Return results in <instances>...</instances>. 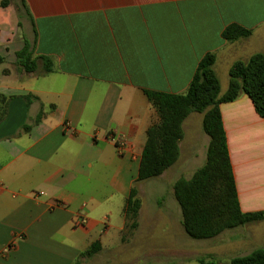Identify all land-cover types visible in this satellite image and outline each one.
I'll use <instances>...</instances> for the list:
<instances>
[{
  "label": "crops",
  "instance_id": "obj_1",
  "mask_svg": "<svg viewBox=\"0 0 264 264\" xmlns=\"http://www.w3.org/2000/svg\"><path fill=\"white\" fill-rule=\"evenodd\" d=\"M24 1V38L52 69L39 58L24 71L15 55L24 38L0 29V264H113L146 131L158 121L144 90L184 93L206 53L215 65L240 41L264 39V0ZM231 23L251 34L226 41ZM219 109L240 210L263 214L210 238L231 249L223 257L198 255L230 264L264 246V119L246 94ZM196 113L182 123L178 159L157 177L171 188L205 161L209 136ZM78 215L83 226L73 225ZM95 242L99 251L80 258Z\"/></svg>",
  "mask_w": 264,
  "mask_h": 264
},
{
  "label": "trees",
  "instance_id": "obj_2",
  "mask_svg": "<svg viewBox=\"0 0 264 264\" xmlns=\"http://www.w3.org/2000/svg\"><path fill=\"white\" fill-rule=\"evenodd\" d=\"M12 0H0L5 7ZM18 7L28 13L24 0ZM34 41L36 32L34 31ZM251 34L236 23L228 24L221 36L228 42ZM32 42L23 39L16 55V62L26 72L37 68L42 60L43 70L49 72L52 62L45 56L32 57ZM215 54L206 53L198 62L194 75L184 93H166L144 90V94L158 115V121L148 127L141 152L137 176L130 188L123 214L129 229L136 227L140 208L135 184L158 177L179 157V141L183 137L182 123L191 112L202 114L201 127L209 136L205 161L189 178L179 177L172 186L173 195L181 211V224L186 235L193 239H210L227 229H232L263 217L261 212H242L239 207L233 169L229 158L226 136L219 105L246 94L255 111L264 119V53L252 54L246 61H234L228 70V85L220 94L219 80L213 70ZM3 114L0 115V119ZM99 242L81 253L80 258L99 251ZM199 264H215L205 256H198ZM230 264H264V246L244 256H234ZM72 264H83L79 259Z\"/></svg>",
  "mask_w": 264,
  "mask_h": 264
},
{
  "label": "rangeland",
  "instance_id": "obj_3",
  "mask_svg": "<svg viewBox=\"0 0 264 264\" xmlns=\"http://www.w3.org/2000/svg\"><path fill=\"white\" fill-rule=\"evenodd\" d=\"M18 1L12 0L5 7L0 6V18H3L0 29L11 32L13 37L24 38L29 35V25L23 9L18 7ZM257 52H264V39L257 36L243 42L240 41L229 51L225 49L221 52L220 59L214 65L219 80L220 94L227 89L230 65L236 60L246 61ZM196 124V127L200 128L199 122ZM198 165V163L193 164L186 173H191ZM169 179V177L164 179L154 177L135 184L137 197L142 204L140 205L142 206L140 216L138 213L137 225L133 229H129L124 220L123 239L120 240L124 243L114 249L113 264H180L195 256L207 255L206 252L211 249H216L217 258L223 257L221 253L231 250L226 248L225 251H221L218 246L211 245L210 239L197 240L182 233L181 213L175 210L178 204ZM132 233L134 235H131ZM206 261H209L208 257Z\"/></svg>",
  "mask_w": 264,
  "mask_h": 264
},
{
  "label": "built area",
  "instance_id": "obj_4",
  "mask_svg": "<svg viewBox=\"0 0 264 264\" xmlns=\"http://www.w3.org/2000/svg\"><path fill=\"white\" fill-rule=\"evenodd\" d=\"M85 222H86L85 218L83 216H81V215H78L77 217L74 218L73 225H75V226H83L85 224Z\"/></svg>",
  "mask_w": 264,
  "mask_h": 264
}]
</instances>
